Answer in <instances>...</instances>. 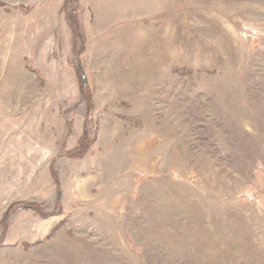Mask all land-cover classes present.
Instances as JSON below:
<instances>
[{
  "label": "rangeland",
  "instance_id": "rangeland-1",
  "mask_svg": "<svg viewBox=\"0 0 264 264\" xmlns=\"http://www.w3.org/2000/svg\"><path fill=\"white\" fill-rule=\"evenodd\" d=\"M0 264H264V0H0Z\"/></svg>",
  "mask_w": 264,
  "mask_h": 264
},
{
  "label": "water",
  "instance_id": "water-1",
  "mask_svg": "<svg viewBox=\"0 0 264 264\" xmlns=\"http://www.w3.org/2000/svg\"><path fill=\"white\" fill-rule=\"evenodd\" d=\"M83 75V74H82Z\"/></svg>",
  "mask_w": 264,
  "mask_h": 264
}]
</instances>
